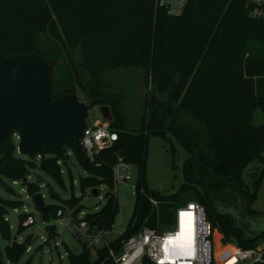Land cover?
<instances>
[{"label":"trees","instance_id":"trees-1","mask_svg":"<svg viewBox=\"0 0 264 264\" xmlns=\"http://www.w3.org/2000/svg\"><path fill=\"white\" fill-rule=\"evenodd\" d=\"M249 1L189 0L180 16H170L156 0H0L4 54L35 52L46 57L52 65L53 100L79 92L87 103L107 106L113 117L110 128L117 134L116 141L86 168L77 160L86 173L79 177L80 192L101 186L109 190L105 205L83 215V220L110 229L117 215L112 170L119 160L137 168L133 214L126 231L112 242L114 249L143 227L171 224L175 209L188 202L203 206L211 232L217 231L224 243L245 250L264 239L257 225L254 228V222L264 220V213L250 208L264 176V123H252L257 109L264 112V21L247 16ZM61 58L68 60L70 71L55 82L53 67ZM117 72L139 73L144 92L154 93L142 96L138 129L130 130L125 124L123 90L115 88L113 79ZM151 136L168 141L171 150L172 141L178 143L188 155L181 170L183 182L173 194L146 187ZM69 152L76 158L66 148L44 151L43 159L24 160L15 155L11 141L0 149L4 162L0 173L22 181L39 159L40 169L62 184L60 165L68 161ZM252 164L259 165L260 172L253 193L246 192V203L239 207L237 198L245 191L243 176ZM27 189L31 194L32 188ZM78 203L72 197L62 205H47L45 214L34 205L48 221V216L57 220L60 209L71 208L76 217L82 211ZM6 207L16 208L0 198V239L8 242L9 227L2 212ZM242 211L251 219L249 232L238 221ZM30 216H19L17 235ZM55 231L54 226L46 227V244L56 237ZM30 243L27 237L5 246V259L19 264ZM97 255L98 260L92 261L83 247L79 255L67 253L68 264H101L107 250H97Z\"/></svg>","mask_w":264,"mask_h":264},{"label":"rangeland","instance_id":"rangeland-1","mask_svg":"<svg viewBox=\"0 0 264 264\" xmlns=\"http://www.w3.org/2000/svg\"><path fill=\"white\" fill-rule=\"evenodd\" d=\"M53 68L56 79L55 82H57L59 77L64 78L65 74L67 72L69 73L70 63L68 60L61 58L55 61ZM140 77L139 73L128 74L117 72L113 75L114 84H116L115 88L123 90L122 112L125 124L130 130L138 129L140 124L142 96L145 93L144 85ZM55 90H59V87L56 85ZM77 96L81 102L88 104L81 93L78 92ZM98 115L99 112L96 108L92 111L88 124L90 125L93 121L97 120ZM252 123L254 126L263 124L264 112L257 109L253 115ZM13 141L16 145L15 155L21 156L18 154L17 150V138L14 137ZM172 144L173 149L171 150L168 141L157 136H151L149 138L144 174L145 184L148 190L159 191L162 194H173L182 184V165L188 155L178 143L172 141ZM67 155L70 156L68 161L66 160V162L64 161V163L60 165L62 184L54 181L48 174L40 169L39 159H36L33 168L29 167L27 169V177L26 179H22V181L11 180L2 176L0 173V198L8 201L13 207H16L15 209L6 207L2 210L9 227L10 238L8 242L0 239V263L11 264L5 259V246L11 245L13 242L22 243L27 237H30L31 243L20 259L19 264L25 262L29 257L32 259L31 264H68V252L73 255H79L83 251V245L67 230H63L59 226L57 220H53L51 216H48V221L42 218L41 213L35 208L32 199V196L41 195L44 206H58L64 204V202L70 198L75 197L78 199V206L82 208L81 213L77 214L76 217L78 216L81 218L85 214L96 212L105 205V194L109 192V190L103 186L99 187L97 189L98 197L91 196V190L89 189L80 192L78 186L79 177H85L86 173L70 152ZM23 158L24 160L28 159L27 157ZM32 159H34V157L29 160ZM130 168L127 174L129 180L124 184H116L113 190V194L117 200V215L114 219L111 232L106 237V240L109 242L115 241L126 231L129 220L133 214L135 206V183L138 171L135 166H130ZM259 172L260 166L252 164L250 169L246 172L247 175L243 176V180H245V191L241 193V199L239 197L237 198L240 200L237 201L239 207L241 204L246 203V199H244L243 196L247 193H253L252 186ZM27 186L32 188V195L28 192ZM52 197L59 200H52ZM250 208L252 211L264 213V176L255 200ZM68 209L73 212V209ZM68 209L66 210L68 211ZM22 214L31 215L32 223L26 224V219L24 222L26 225L23 223L25 228L24 231L22 234L17 235V222L19 216ZM233 215L235 216L234 213ZM246 216L244 211H242L238 214V221L242 223V227L248 230L247 227L251 225V219ZM47 226H54L56 230V237L53 238L49 244L45 243L47 241ZM174 229L175 224L173 223L170 229L166 231L171 232ZM221 239L222 237L217 231L212 233L210 242L213 264H219L225 256L229 255V253L236 248L233 244L224 243Z\"/></svg>","mask_w":264,"mask_h":264},{"label":"built area","instance_id":"built-area-1","mask_svg":"<svg viewBox=\"0 0 264 264\" xmlns=\"http://www.w3.org/2000/svg\"><path fill=\"white\" fill-rule=\"evenodd\" d=\"M189 0H156L159 8H164L170 16H180ZM247 16L253 20L264 21V0H250ZM86 120L81 145L83 146L88 162H92L102 150L109 148L117 139V134L110 128V124L98 119L88 124ZM87 162V163H88ZM130 165L121 160L114 166L113 181L124 184L129 180ZM155 206V202L150 200ZM191 220V243H186L184 249L170 246L167 241L174 238L180 230V222ZM57 222L63 230H67L88 251L92 261L98 260L97 250L106 249L107 256L101 264H213L210 238L212 235L210 225L206 219L203 206L196 202L185 203L175 209L171 224L156 223L155 228L143 227L134 235L122 240L120 246L114 249L112 242L106 240L111 229H98L83 220V217H74L70 210H59ZM26 224L32 223L31 217ZM24 223V224H25ZM175 224L173 231L170 229ZM25 224V225H26ZM264 264V239L254 248H235L225 256L219 264Z\"/></svg>","mask_w":264,"mask_h":264},{"label":"water","instance_id":"water-1","mask_svg":"<svg viewBox=\"0 0 264 264\" xmlns=\"http://www.w3.org/2000/svg\"><path fill=\"white\" fill-rule=\"evenodd\" d=\"M51 70L50 61L35 52L6 56L0 48V149L14 137L18 140V154L28 159H43L44 151L71 148L86 168L88 160L81 145L86 120L96 108L109 124L113 117L107 106H99L98 101L85 104L75 93L53 100ZM151 94L154 93L147 90L144 96ZM90 194L98 197V190ZM34 203L42 214L46 213L41 195L34 197ZM254 228L261 230L259 235L264 234V220L254 222Z\"/></svg>","mask_w":264,"mask_h":264},{"label":"bare ground","instance_id":"bare-ground-1","mask_svg":"<svg viewBox=\"0 0 264 264\" xmlns=\"http://www.w3.org/2000/svg\"><path fill=\"white\" fill-rule=\"evenodd\" d=\"M185 216L186 215H183L182 220L180 222V230L178 234H176L174 238L167 241V243L172 247L184 249L183 246L186 243H191L190 240L191 232H192L191 220L189 219L183 220Z\"/></svg>","mask_w":264,"mask_h":264},{"label":"flooded vegetation","instance_id":"flooded-vegetation-1","mask_svg":"<svg viewBox=\"0 0 264 264\" xmlns=\"http://www.w3.org/2000/svg\"><path fill=\"white\" fill-rule=\"evenodd\" d=\"M250 226H251V225H250ZM250 226H249V227H247V228H248V230L246 229V231H248V232H249V229L251 228Z\"/></svg>","mask_w":264,"mask_h":264}]
</instances>
